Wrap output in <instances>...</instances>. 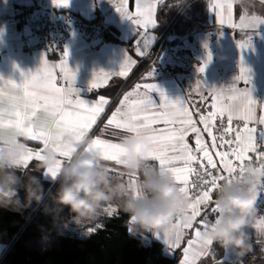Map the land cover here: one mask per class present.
I'll return each instance as SVG.
<instances>
[{
  "label": "snow or ice",
  "instance_id": "1",
  "mask_svg": "<svg viewBox=\"0 0 264 264\" xmlns=\"http://www.w3.org/2000/svg\"><path fill=\"white\" fill-rule=\"evenodd\" d=\"M56 2L67 6L69 0ZM159 3L160 0H150V3L141 7L137 2L134 11H129V0L116 2L117 11L136 25L141 36L137 41V57L146 54L145 50L154 39L149 29L157 23L156 9ZM211 8L221 26L240 32L237 24L241 9L238 18H234L236 12L230 17L223 0H211ZM258 25L259 21L256 22ZM250 43L249 37L239 46L245 48ZM208 59L211 60L210 54ZM136 63L133 56L127 57L116 75L128 77ZM206 66L200 67L199 71L203 73ZM247 73L248 69L242 66L237 79L249 82ZM22 76L20 82L0 77V143L4 142L6 132L13 130L27 136L33 159L51 146L56 148L62 160L70 159L76 150L86 149L102 155L113 166H121V159L126 155L121 138L145 135L152 145L150 159L157 162L161 172L173 174L180 189L193 202V207L182 211L172 229L164 233L165 239L170 248L181 251L180 264H201L212 246L207 240L210 220L206 217L209 211H216L212 202L213 193L220 185L219 180L223 179L222 175L219 178L216 176L218 164L222 166L219 169L221 173L226 170L235 174L237 170L243 172L246 161L264 159V146H259L257 139L259 130L251 126H264V115L256 117L257 108L264 112V106L252 99L248 90L236 85L208 89L201 81H197L189 93L194 97L191 101H173L161 92L163 102L157 105L151 96L156 85L137 83L122 95L117 107L104 119L100 133L93 135L111 101L99 97L89 104L80 98L79 92L73 87L76 77L68 65L67 53L58 63H50L45 57L35 73ZM111 76L112 73L108 72L96 73L91 88L101 87ZM151 76L150 71L145 79ZM202 85L206 91H202ZM205 95L212 101L206 114L197 111L196 107V97L201 103H206ZM234 121L243 122V126L234 125ZM157 124L165 127H154ZM106 129L118 135L109 139L105 135ZM189 136L192 137L191 144L188 142ZM33 143L38 147H32ZM221 147L227 150L216 151ZM29 165L30 161L21 166ZM236 165H239L238 169ZM58 171L59 168H52L46 170V174L55 179ZM111 171H116V168L111 167ZM120 174L117 171V175ZM200 175H203V184L199 182ZM117 212L118 208L113 206L105 210L107 215ZM253 227L264 230V217L257 215Z\"/></svg>",
  "mask_w": 264,
  "mask_h": 264
},
{
  "label": "crops",
  "instance_id": "2",
  "mask_svg": "<svg viewBox=\"0 0 264 264\" xmlns=\"http://www.w3.org/2000/svg\"><path fill=\"white\" fill-rule=\"evenodd\" d=\"M47 1L50 7L55 11L73 12L96 27L101 29L110 28L113 30L116 41L105 39L93 45H88L84 41L74 38L70 41L66 49L68 65L75 73L76 77L73 87L79 92L80 98L84 99L89 104L99 97L110 99L111 103L104 115L108 111V115H110L113 109L117 107L122 95L132 89L133 85L137 83H153L156 85V89L152 90L151 96L157 105L163 102L161 92H163L168 99L173 101H183L185 99L191 101L194 97L189 95V93L195 88L196 82L201 81L208 89L213 87L225 88L236 85L241 89L248 90L251 93L252 99L257 101L259 105L264 106V0H223V4L227 7L230 17L236 12V17L234 18H238L240 9L242 10L240 21L237 24V28L240 32L227 26H221L218 23L217 16L211 8V0L208 1V22L211 29L199 32L194 41L181 40L179 37L169 35L164 41L158 43L160 37L155 32L156 23L154 27L149 29V34L154 37L152 43L149 48L145 50L146 54L138 57L135 56V53L137 51V41L141 39V36L138 33L136 25L117 11V0H69L67 6L57 3L56 0ZM37 2L38 0H0V77L4 80L11 79L20 82L23 78L22 74H28L30 72L35 73L41 67L45 57L49 59L50 63H58L59 59L65 56L57 58L47 51L33 53L23 50L26 41L20 38L16 33V19L24 8H34ZM137 2L141 4V7H144L148 4L149 0H129V11H134ZM164 2L165 0H160L156 9V15L158 7ZM257 21H259L258 27L256 26ZM249 37L251 38L250 46L241 48L239 45L247 41ZM155 46H157V49L153 51ZM177 47L181 48L183 51L181 54L182 56L174 55V49ZM209 54L211 55L210 61L208 59ZM129 56H133L137 61L134 70L143 61L149 59V62L140 74L138 80L124 89L117 96L116 100H114L113 95L115 91L114 89L109 90V88L113 86L115 82L127 80L134 71L133 70L126 78L116 75ZM187 58H194V60L189 62ZM205 65H207L205 71L201 73L199 68ZM242 66L248 69L247 74L250 77V81L247 83L237 79V77L240 76ZM101 71L112 73V76L106 84H103L97 89H92L91 84L95 78V74ZM150 71L152 72V76L145 79ZM62 83L61 81V84ZM201 88L202 91H206L203 85ZM196 100L197 111H202L206 114L210 110L209 106L212 101L207 95L204 96V101L206 103H201L198 97H196ZM261 115H264V112L258 107L256 110V117L259 118ZM154 127L162 128L165 126L163 124H157ZM20 137L28 141L27 136H25L23 132L9 130L5 133V140L0 143V148L13 145L16 143L17 138ZM126 137L127 136L122 137L121 141H124L122 145L127 154ZM205 139L207 140L208 138L205 137ZM262 139L264 143V128L262 130ZM188 142L189 144L192 143L191 136L188 137ZM32 147L36 148L38 145L33 143ZM49 148L55 151L59 156L56 148L49 146L39 154L38 158L33 159V151L28 147L26 155L21 159V165L25 162L30 161V163H32L41 160L44 152ZM216 151H220V148H217ZM81 153L97 154L86 149L76 150L73 152L70 159L62 160L60 158L55 168H59L60 170L64 163H71L73 157H78ZM97 155L102 158V155ZM102 159L106 161L104 158ZM214 159L218 160L219 158L214 157ZM108 163L111 167L116 168V171H112L113 174L117 175L118 171L121 173L119 176L126 175L121 166H113L110 162ZM153 163L157 164L155 161H153ZM221 167L222 166L218 164V169L216 171L219 174H221L219 170ZM161 173L164 174L163 172ZM42 175L44 179L53 183L58 179L59 171L55 179L47 175L46 172ZM171 176L174 178L178 190L187 196V194L180 189L179 182L175 179L173 174H171ZM225 182L226 180L224 178L219 180V184ZM219 191L220 188H216L215 192L218 193ZM215 196L216 195H213L212 201L214 205ZM209 206L211 207V204ZM191 207H193V202L190 200L188 208ZM215 209V212L209 211L206 217L210 220V227L216 222L219 216L218 209L216 207ZM257 215L264 217V215L260 213ZM108 216L111 215H106L105 217ZM100 226L101 225L98 227ZM94 231L95 230H91L86 236ZM247 232L252 238L251 242L263 245L262 247L264 249V230L256 229L252 225L247 229ZM164 233L166 232L151 233V231H149V235L144 236L143 240L146 243L152 240H158L163 243L165 253L173 255L179 249L175 250L169 247ZM207 240L212 243V246L209 255L201 261V264H212L214 261H217L214 255L218 252V249L214 247V243L210 239L207 238ZM6 247L7 245L0 243V256ZM243 258L244 256H237L234 251L225 249L224 256L221 260L239 261L245 264Z\"/></svg>",
  "mask_w": 264,
  "mask_h": 264
},
{
  "label": "clouds",
  "instance_id": "3",
  "mask_svg": "<svg viewBox=\"0 0 264 264\" xmlns=\"http://www.w3.org/2000/svg\"><path fill=\"white\" fill-rule=\"evenodd\" d=\"M125 140L128 152L121 159L125 176L114 175L110 164L97 154L81 153L60 168L56 191L46 192L34 173L55 168L60 157L49 148L31 170L24 168L21 159L29 144L17 138L13 145L0 148V212L23 214L34 204L41 205L56 225L65 208L76 222L91 223L113 206L127 216L132 234L169 232L190 200L178 190L171 174H162L150 159L152 145L145 135H129ZM219 188L214 198L219 216L207 238L242 257L253 249L247 229L257 217V201L264 190V160L248 163L243 173Z\"/></svg>",
  "mask_w": 264,
  "mask_h": 264
},
{
  "label": "trees",
  "instance_id": "4",
  "mask_svg": "<svg viewBox=\"0 0 264 264\" xmlns=\"http://www.w3.org/2000/svg\"><path fill=\"white\" fill-rule=\"evenodd\" d=\"M208 1L165 0L158 7L156 15L155 32L160 37L158 43L169 35L194 41L199 32L210 30ZM114 36L112 29H106L105 39L116 41ZM156 49L157 46L153 51ZM148 62L149 59L143 61L127 80L115 82L109 88L115 91L114 100L138 80ZM108 112L94 129L93 135L100 133L104 119L109 116ZM104 131L109 139L117 135L109 129ZM34 164L32 162L24 168L31 170ZM34 174L40 178L46 192L56 191L58 179L52 183L44 179L41 173ZM20 195L24 196L23 190ZM69 217L70 212L65 208L60 221L54 225L53 216L46 214L43 206L35 204L23 214L6 210L0 212V243L7 245L0 256V264H179L180 250L168 255L162 242L152 240L146 243L143 240L149 231L132 234L127 216L119 209L116 214L103 218L101 226L86 237L63 230L62 224ZM252 244V251L244 255V263L264 264L263 245ZM214 247L218 249L215 260H221L225 249L216 244Z\"/></svg>",
  "mask_w": 264,
  "mask_h": 264
},
{
  "label": "built area",
  "instance_id": "5",
  "mask_svg": "<svg viewBox=\"0 0 264 264\" xmlns=\"http://www.w3.org/2000/svg\"><path fill=\"white\" fill-rule=\"evenodd\" d=\"M15 24L16 33L26 41L23 46L24 51L33 53L47 51L57 58L65 55L68 44L74 38H78L88 45L105 40L106 29L92 25L89 21L73 12L55 11L50 7L47 0H38L34 8H24L18 15ZM234 125L242 127L243 122L234 121ZM251 126L258 128L257 139L259 146H264L262 139V127L264 126L255 124ZM230 138L231 134L229 135ZM224 150L227 149L220 148V151ZM261 160L264 159L246 161L243 165V172L248 163ZM236 167L238 169L239 165H236ZM238 174H241L239 170L235 174H230L227 171L221 174L216 172V176L219 178L222 175L226 182H232L237 178ZM199 182L203 184V175L199 176ZM256 206L258 213L264 215V190H261Z\"/></svg>",
  "mask_w": 264,
  "mask_h": 264
},
{
  "label": "rangeland",
  "instance_id": "6",
  "mask_svg": "<svg viewBox=\"0 0 264 264\" xmlns=\"http://www.w3.org/2000/svg\"><path fill=\"white\" fill-rule=\"evenodd\" d=\"M174 51H175L174 52L175 56H179V55L182 56L181 54L183 51L181 50V48L177 47L176 49H174ZM187 59L189 62H192V60H194V58H187ZM105 210H104L103 215L99 219L91 223H78L72 219V216L70 213L69 220L62 224V228L65 232L73 233V234L85 237L91 231L90 230L91 228H97L99 225H101L103 218L107 215L105 214Z\"/></svg>",
  "mask_w": 264,
  "mask_h": 264
},
{
  "label": "water",
  "instance_id": "7",
  "mask_svg": "<svg viewBox=\"0 0 264 264\" xmlns=\"http://www.w3.org/2000/svg\"><path fill=\"white\" fill-rule=\"evenodd\" d=\"M212 264H242V263L239 261L217 260L214 261Z\"/></svg>",
  "mask_w": 264,
  "mask_h": 264
}]
</instances>
